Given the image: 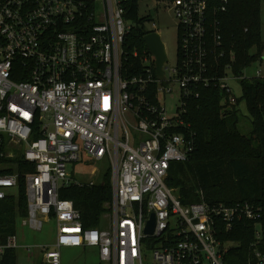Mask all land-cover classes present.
<instances>
[{
	"label": "built area",
	"instance_id": "built-area-1",
	"mask_svg": "<svg viewBox=\"0 0 264 264\" xmlns=\"http://www.w3.org/2000/svg\"><path fill=\"white\" fill-rule=\"evenodd\" d=\"M128 1L0 0V161L19 153L34 165L23 223L39 230L53 219L57 226L55 242L39 248L41 264H61L62 247H94L105 264H224L233 243L221 236L241 221L259 223L262 207L183 205L166 179L171 163L187 161L196 149L188 100L215 88L226 108L237 103L228 83L239 80L234 56L220 63L219 15L232 0H162L172 6L178 45L175 65L169 58L163 65L164 79L147 47L130 49ZM255 77L264 79L260 71ZM174 91L180 105L169 115L163 102ZM104 159L111 199L102 225L85 228L59 189L95 184L73 179L68 166ZM17 186V174H0V200ZM262 240L259 226L255 264H264ZM17 247L16 234L9 236L0 258Z\"/></svg>",
	"mask_w": 264,
	"mask_h": 264
},
{
	"label": "trees",
	"instance_id": "trees-1",
	"mask_svg": "<svg viewBox=\"0 0 264 264\" xmlns=\"http://www.w3.org/2000/svg\"><path fill=\"white\" fill-rule=\"evenodd\" d=\"M127 2L125 19L136 26L128 38L130 49L145 50L147 33L144 19L138 18V2ZM262 0H232L227 11L220 14L222 45L220 60L231 62L232 73L239 78L242 96L235 106L226 108L219 89H202L199 98L188 100L185 119L196 131V149L184 162L170 165L166 184L173 189L183 205L206 201L209 204L249 203L262 207L259 223L241 221L221 239L232 242L224 255V264H255L252 243L257 228L263 229L259 250L264 254V79L246 78L243 71L262 57L260 4ZM150 16V15H149ZM244 102L250 119L248 135L240 130V110ZM248 122V121H247ZM0 174H17L18 186L0 200V243L16 234L18 219L28 215L26 176L34 165L18 153L0 161ZM4 168V169H3ZM110 171L100 184H70L59 189L62 199H69L81 212L85 228L100 227L105 205L112 195ZM0 264H16L15 249H5Z\"/></svg>",
	"mask_w": 264,
	"mask_h": 264
},
{
	"label": "rangeland",
	"instance_id": "rangeland-1",
	"mask_svg": "<svg viewBox=\"0 0 264 264\" xmlns=\"http://www.w3.org/2000/svg\"><path fill=\"white\" fill-rule=\"evenodd\" d=\"M154 9L156 10L155 15L153 17L149 16L150 11ZM138 18L144 19V27L147 30H156L160 35L162 42L166 45L169 65H175L178 45L176 19L172 6L165 5V3H162V0H140L138 2ZM260 18L261 40L264 44V0L260 4ZM127 24L136 26V23L130 20ZM258 71L264 77V50L262 57L243 71V76L246 78H254ZM228 83L236 98H240L243 93L240 81L231 79ZM163 103L169 115L175 114L177 106L180 105L178 93L174 91ZM238 108L241 116L240 130L242 134L248 135L251 131V124L245 103L241 102ZM109 168L110 164L105 159L93 165L83 161L68 166V173L72 175L73 179L82 182L93 181L95 184H100L103 182L104 174L110 171ZM10 193H15V190L10 189ZM23 219L27 220L28 218H20L16 224L18 243V247L15 249L16 264H41L42 254L39 248L41 246H51L55 242L57 232L56 222L53 219L45 220L42 228L37 230L31 228L29 223L24 224ZM60 255L61 264H105L100 260L97 249L94 247H62L60 249Z\"/></svg>",
	"mask_w": 264,
	"mask_h": 264
},
{
	"label": "water",
	"instance_id": "water-1",
	"mask_svg": "<svg viewBox=\"0 0 264 264\" xmlns=\"http://www.w3.org/2000/svg\"><path fill=\"white\" fill-rule=\"evenodd\" d=\"M154 15V11H150ZM144 43L155 58L156 75L159 79H164L163 65L168 60L166 45L162 42L160 35L156 32L148 33L144 36ZM154 228V217L148 222L146 233L151 234Z\"/></svg>",
	"mask_w": 264,
	"mask_h": 264
}]
</instances>
